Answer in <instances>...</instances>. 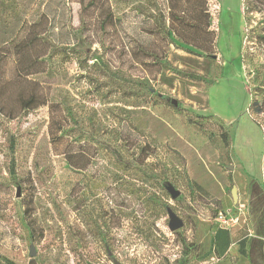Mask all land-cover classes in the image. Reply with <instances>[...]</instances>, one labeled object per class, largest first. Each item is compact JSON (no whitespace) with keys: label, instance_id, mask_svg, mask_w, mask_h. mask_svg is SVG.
Returning <instances> with one entry per match:
<instances>
[{"label":"rangeland","instance_id":"374dc122","mask_svg":"<svg viewBox=\"0 0 264 264\" xmlns=\"http://www.w3.org/2000/svg\"><path fill=\"white\" fill-rule=\"evenodd\" d=\"M167 4L0 0V75L34 25L45 70L29 79L47 99L0 113V264H264L258 247L216 259L225 236L253 235L250 189L264 191V0H207L214 46L159 30ZM139 82L154 93L119 88ZM22 87L6 88L8 106ZM167 206L182 227L169 229ZM104 216L111 257L89 227Z\"/></svg>","mask_w":264,"mask_h":264},{"label":"trees","instance_id":"16d2710c","mask_svg":"<svg viewBox=\"0 0 264 264\" xmlns=\"http://www.w3.org/2000/svg\"><path fill=\"white\" fill-rule=\"evenodd\" d=\"M168 1V12L167 18L162 13L159 12V17L157 18V26L159 30H166L164 33H175L180 34L183 39L189 38L193 36H198V34H205L208 43L214 46L213 33H211L210 28V11L207 7V0H167ZM161 28V29H160ZM40 37L39 33L35 30L34 25H30L29 29L26 31L23 39L16 45V69L14 74L11 77H6L4 75H0V113L3 117L7 119H13L18 116L19 112L28 113L31 110L38 108L39 106L46 105L47 99L45 94L42 91V88L38 81L32 80L30 75L36 74V72H40V70H33L37 66H41V72L45 70V64L42 62L40 58L33 57L31 54L32 44L34 43V39ZM45 40L49 45H53V40L50 36L45 35ZM180 40V39H179ZM212 40V41H211ZM53 47V46H51ZM56 53H59L62 49L55 48ZM188 51L193 52V50ZM1 53V51H0ZM6 55V53H5ZM2 57L0 56V59ZM48 69V68H47ZM12 82L18 84L30 85L28 89L24 87L20 88V90L16 93L15 99L17 102L18 108L14 106H8L7 101L10 98V94L6 89ZM119 88H121L125 92H129L134 96L150 94L152 95L154 92L150 89L146 84L139 82L137 84H119ZM7 91V92H6ZM156 96L159 94L156 93ZM173 106H176L171 102ZM252 105L256 106L257 102L252 101L250 103V107ZM256 112H260L263 109L260 107L255 108ZM67 114L70 118L74 120V113L71 110H67ZM88 137V136H87ZM224 142L228 144L226 134L223 135ZM228 146V145H227ZM122 169L132 170V166H128L127 164H120ZM78 167V165H77ZM169 181L164 178V182ZM175 187V184L172 181H169ZM257 183V182H256ZM163 188L164 185H163ZM176 188V187H175ZM166 193V192H165ZM201 195V194H200ZM256 199L257 204L252 208V200ZM250 204L251 210L257 218V223L253 227V235L250 237L244 236L239 240V250L242 254H247L250 257L252 256L254 249L258 247V252H256L257 256L264 262V253H263V244L264 240L259 237H264V191L261 185L258 183L254 186L252 184L250 189ZM164 205H166L164 203ZM97 233L99 232V228L97 227ZM107 251V250H106ZM252 259V258H251ZM250 264H254L251 261Z\"/></svg>","mask_w":264,"mask_h":264},{"label":"water","instance_id":"95a60500","mask_svg":"<svg viewBox=\"0 0 264 264\" xmlns=\"http://www.w3.org/2000/svg\"><path fill=\"white\" fill-rule=\"evenodd\" d=\"M173 104L176 105V102L174 100H172ZM164 187L165 190L168 192V194L170 195L171 199H175L176 197H178L181 193V191L177 188H175L173 186V184L169 181L164 182ZM19 187L17 188V196H19ZM231 195H232V199L234 202H237L238 200V195H237V187L235 185L232 186L231 188ZM166 211L168 214V218H169V223H168V227L171 231L176 230L180 227L183 226V220L172 210V208L170 206L166 207ZM35 254V250L33 248V246H30L29 249V255L33 256ZM113 262L114 264H120V262L113 258Z\"/></svg>","mask_w":264,"mask_h":264},{"label":"flooded vegetation","instance_id":"af4514ba","mask_svg":"<svg viewBox=\"0 0 264 264\" xmlns=\"http://www.w3.org/2000/svg\"><path fill=\"white\" fill-rule=\"evenodd\" d=\"M177 198V197H176ZM107 220H106V216L102 217V218H92V220H90V228H91V233L93 235V237H96L97 240L99 241V244L104 248V251L106 252V254L111 257V251L109 249L110 245L108 243V226H107ZM97 227L99 228V232L97 233ZM107 250V251H106Z\"/></svg>","mask_w":264,"mask_h":264},{"label":"crops","instance_id":"0c3cea01","mask_svg":"<svg viewBox=\"0 0 264 264\" xmlns=\"http://www.w3.org/2000/svg\"><path fill=\"white\" fill-rule=\"evenodd\" d=\"M226 240H223L222 242H221V249H222V251H223V255H221L219 258H218V260H220V261H223L224 260V257L226 258V257H228V255H227V251H231V250H233L234 252H236L237 250L241 253V251L239 250V240L240 239H238L236 242H231L230 240H228L227 238H226V236L224 237ZM259 238H261V239H263L264 240V237H259ZM236 250V251H235ZM237 251V252H238ZM225 253V254H224ZM263 253H264V244H263ZM232 254H233V252H232ZM231 254V255H232ZM228 260V259H227Z\"/></svg>","mask_w":264,"mask_h":264},{"label":"built area","instance_id":"2783aa9c","mask_svg":"<svg viewBox=\"0 0 264 264\" xmlns=\"http://www.w3.org/2000/svg\"><path fill=\"white\" fill-rule=\"evenodd\" d=\"M216 259H218V258H216Z\"/></svg>","mask_w":264,"mask_h":264}]
</instances>
